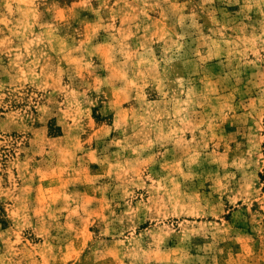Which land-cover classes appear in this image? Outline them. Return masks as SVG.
<instances>
[{"label":"rangeland","instance_id":"374dc122","mask_svg":"<svg viewBox=\"0 0 264 264\" xmlns=\"http://www.w3.org/2000/svg\"><path fill=\"white\" fill-rule=\"evenodd\" d=\"M0 264H264V0H0Z\"/></svg>","mask_w":264,"mask_h":264}]
</instances>
